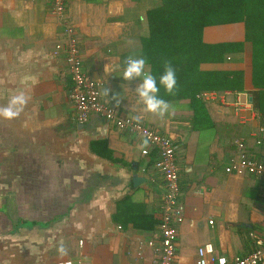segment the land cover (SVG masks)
Here are the masks:
<instances>
[{
  "label": "crops",
  "instance_id": "crops-1",
  "mask_svg": "<svg viewBox=\"0 0 264 264\" xmlns=\"http://www.w3.org/2000/svg\"><path fill=\"white\" fill-rule=\"evenodd\" d=\"M161 3L67 0L65 11L77 33L83 68L100 82L101 99L122 115H141L144 125L175 146L183 215L175 264H196L197 247L206 242L217 255L243 256L254 247L251 233L264 237V177L229 174L224 168L239 138L264 164V140L257 144L255 136L264 120V77L257 80L260 87L252 83L251 59L248 76L243 22L210 25L201 34L204 59L197 70L190 69L197 76L201 72V83L184 78L177 81L175 95L166 94L159 76L171 60L145 41L148 12ZM51 5L52 0H0V107L20 91L29 96L18 118H0V264H158L146 244L158 243L165 191L154 166L157 155L154 149L143 155L140 136L117 129L99 114L78 122L64 54L52 55L62 30ZM220 43L242 46L208 47ZM135 54L147 58L158 76L159 95L172 105L163 120L143 112L135 93L140 79L122 77L125 59ZM226 72L240 74L239 86L215 81ZM205 90L241 91L251 110L236 114L231 107L197 99ZM60 245L67 248L66 256L58 254Z\"/></svg>",
  "mask_w": 264,
  "mask_h": 264
},
{
  "label": "built area",
  "instance_id": "built-area-1",
  "mask_svg": "<svg viewBox=\"0 0 264 264\" xmlns=\"http://www.w3.org/2000/svg\"><path fill=\"white\" fill-rule=\"evenodd\" d=\"M67 0H52L51 14L61 25L62 39L57 41L52 49V55L64 54L65 62L71 79L69 99L76 112L78 122L86 123L92 114L101 115L105 121L119 130L136 134L148 144L141 150L148 155L154 149L157 158L154 166L160 171L164 179L165 191L163 195L162 214L159 223L158 243L148 240L158 256V264H175L177 225L183 221L182 207L178 204L180 191L179 168L176 162L175 146L168 136L158 133L155 129L137 124L132 117L122 115L111 103L104 102L100 97V82L89 77L82 64L81 52L77 33L66 17L65 5ZM233 96L230 100L229 96ZM241 91H215L205 90L196 94V98L203 102H215L222 106L231 107L239 114L249 107L251 102L243 98ZM256 143L264 140V120H261L256 130ZM236 154L230 156L225 165V172L238 176L256 175L264 177V164L259 162L246 151L245 141L241 138L234 141ZM212 223V221H210ZM254 247L246 255L234 256L230 259L214 252L212 243L206 242L197 247L196 264H264V237L256 234ZM82 244V241H79ZM57 264H72L71 260Z\"/></svg>",
  "mask_w": 264,
  "mask_h": 264
},
{
  "label": "trees",
  "instance_id": "trees-1",
  "mask_svg": "<svg viewBox=\"0 0 264 264\" xmlns=\"http://www.w3.org/2000/svg\"><path fill=\"white\" fill-rule=\"evenodd\" d=\"M233 22L245 25V42L251 46L252 83L258 86L260 74L264 77V0H162L160 6L148 12L149 33L145 41L151 49L160 48L162 54H167L174 67L182 65L176 71L177 81L190 78L189 83H201V72L197 76V71L192 74L190 69L195 66L197 70L204 59L199 50L204 44L203 28ZM241 46L242 43H220L208 47L211 51H229ZM151 73L157 75L154 70ZM215 81L235 87L241 83V77L226 72ZM196 91L189 95L191 100L195 99Z\"/></svg>",
  "mask_w": 264,
  "mask_h": 264
},
{
  "label": "clouds",
  "instance_id": "clouds-1",
  "mask_svg": "<svg viewBox=\"0 0 264 264\" xmlns=\"http://www.w3.org/2000/svg\"><path fill=\"white\" fill-rule=\"evenodd\" d=\"M124 65L122 72L124 80L132 81L137 78L140 79V83L135 88V93L139 102L143 105V112L163 120L169 114L172 105L159 95L160 87L157 85V77L149 70L147 58L139 54L130 55L125 59ZM110 71H112L110 65H105V73H109ZM159 85L163 87L166 94L175 95L177 90V74L171 61L164 62L163 72L159 76ZM104 94L109 95V90L105 89ZM112 99L119 105L120 100L115 95H113ZM28 102L29 96L24 91L12 95L7 105L0 107V118L9 121L18 118ZM142 119L143 117L139 114L133 117V120L137 124ZM147 144L148 141L145 139L142 141L140 147H146ZM57 252L61 257L68 254L67 248L63 245L58 247Z\"/></svg>",
  "mask_w": 264,
  "mask_h": 264
},
{
  "label": "rangeland",
  "instance_id": "rangeland-1",
  "mask_svg": "<svg viewBox=\"0 0 264 264\" xmlns=\"http://www.w3.org/2000/svg\"><path fill=\"white\" fill-rule=\"evenodd\" d=\"M244 55L247 59V64H248V67H247V73H248V76L250 75V59H251V46L248 42H245V51H244Z\"/></svg>",
  "mask_w": 264,
  "mask_h": 264
}]
</instances>
